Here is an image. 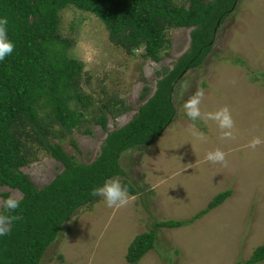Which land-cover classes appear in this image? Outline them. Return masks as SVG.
<instances>
[{
  "label": "rangeland",
  "instance_id": "374dc122",
  "mask_svg": "<svg viewBox=\"0 0 264 264\" xmlns=\"http://www.w3.org/2000/svg\"><path fill=\"white\" fill-rule=\"evenodd\" d=\"M58 17L56 32L69 41L66 55L79 63L75 74L79 99L69 104L85 119L63 137L61 147L75 161L88 163L98 154L106 133L134 115L144 101L139 96L142 88L148 87L145 98L150 96L160 72L188 48L190 28H168V46L154 62L143 58L141 45L128 52L113 43L91 13L67 6ZM86 48L91 63L83 59ZM198 88L204 90L202 113L229 107L237 142L222 140L215 122L191 121L184 115L183 103ZM171 102L174 115L162 132L118 157L123 174L114 178L135 189L128 192L130 203L109 208L98 197L92 205L81 206L63 223L38 264H127V245L150 227L155 230L154 247L136 264H241L256 245L264 243V143L255 150L247 147L253 136L264 140V0H234L215 29L209 53L182 74ZM100 114L106 118L104 128L92 120ZM193 124L205 134L206 142L190 135ZM219 143L227 154V167L204 162L205 154L221 147ZM20 152L26 159L20 170L37 188L62 168L28 137L22 139ZM227 184L234 186L229 188L234 201L225 204L229 211L210 212L173 228L153 226L157 220L192 215ZM2 192L20 197L6 186H0ZM249 200H256V210ZM255 264H264V259Z\"/></svg>",
  "mask_w": 264,
  "mask_h": 264
},
{
  "label": "trees",
  "instance_id": "16d2710c",
  "mask_svg": "<svg viewBox=\"0 0 264 264\" xmlns=\"http://www.w3.org/2000/svg\"><path fill=\"white\" fill-rule=\"evenodd\" d=\"M233 3L234 0H183L179 4L174 0H0V18L8 19V39L15 46L13 53L0 61V186L17 190L21 198L17 210L5 212L20 219L13 221L8 235L0 236V264H38L63 223L81 206L98 200L90 195L91 190L123 174L118 163L120 154L146 145L171 122V96L179 78L209 53L215 29ZM67 6L91 13L107 29L110 40L126 51L141 45L143 58L154 62L161 59V51L168 46V28H190L188 48L170 68L160 72L150 96L145 98L149 89L142 88L139 96L144 101L134 115L106 133L98 154L88 163L75 161L61 147L63 137L85 120L69 104L79 99L75 91L79 63L66 55L69 41L59 38L56 32L58 12ZM92 120L105 127L104 114ZM54 124L58 128L52 129ZM24 137L62 166L50 182L39 188L20 170L26 161L20 152ZM121 184L129 193L135 192L126 181ZM227 193L217 194L194 216L203 214ZM0 196L6 198L7 193ZM181 224L182 221L166 219L155 221L153 226L173 228ZM154 240L153 227L133 236L124 254L127 264H136L154 247ZM263 259L264 244H260L241 264Z\"/></svg>",
  "mask_w": 264,
  "mask_h": 264
},
{
  "label": "clouds",
  "instance_id": "9594fccd",
  "mask_svg": "<svg viewBox=\"0 0 264 264\" xmlns=\"http://www.w3.org/2000/svg\"><path fill=\"white\" fill-rule=\"evenodd\" d=\"M8 19L0 18V61H4L5 58L11 55L14 51V44L8 39L7 34ZM86 63L92 62V55L85 50L83 57ZM204 97V90L198 88L193 95H191L182 105L183 113L191 121L199 119L211 120L215 122L216 126L220 130V138L222 140L235 139V122L232 118L231 110L228 106H223L212 112H201V102ZM189 133L193 139L197 142H206L207 137L201 131H199L195 124L189 127ZM264 143L260 137L253 136L248 142L247 147L255 150L259 145ZM227 154L219 148L212 151H208L204 156V162L212 164H220L227 167L228 161L226 159ZM90 195L102 197L104 203L109 208L119 209L125 207L130 203V197L128 190L125 186H122L119 179L109 178L104 181L101 186L93 188ZM20 197L17 195H10L6 198L0 199V236L8 235L11 232V225L13 221L20 219V217L7 215L5 212H14L20 207Z\"/></svg>",
  "mask_w": 264,
  "mask_h": 264
},
{
  "label": "crops",
  "instance_id": "0c3cea01",
  "mask_svg": "<svg viewBox=\"0 0 264 264\" xmlns=\"http://www.w3.org/2000/svg\"><path fill=\"white\" fill-rule=\"evenodd\" d=\"M224 141H227V140H224ZM233 141H238L237 139H233ZM216 145H220V143L219 144H216ZM221 146V145H220ZM223 146H221V147H219V146H214V149H216V148H219L220 150H221V148H222ZM223 149V148H222ZM225 186H228V188H226V189H223V190H220V191H216V192H214L213 193V195L210 197V198H208V200L206 201V203H205V205H203V207L201 206V208H199L197 211H195L192 215H190V216H188V217H186V218H181V219H173V220H178V221H182V224L181 225H188V224H191L192 222H194L195 220H197V219H199L200 217H202L203 215H207V214H209L210 212H223V211H229L226 207H225V204L226 203H230V202H233L234 201V198H233V195L231 194V191H230V189L229 188H231V187H234L233 186V184H227V185H225ZM228 192L227 193V195L221 200V201H219V202H217V203H215L212 207H210L209 209H207L203 214H201L200 216H198V217H195L194 215L197 213V212H199L200 210H202V209H205L207 206H208V204L210 203V202H212L213 200H214V197L217 195V194H219V193H221V192ZM257 196V195H256ZM250 201V200H249ZM256 201V200H255ZM255 201H253V200H251L250 202L253 204V207H254V209L256 210V207H255ZM250 202H248V204L250 203ZM235 204H236V202H235ZM247 204V205H248ZM233 209H235V208H230V210H233ZM247 210H248V208H247ZM244 212H245V210H243V214L242 215H244ZM241 220H242V217H241ZM180 225V226H181ZM261 244H264V243H261ZM258 245H260V244H258ZM258 245H256V246H258ZM255 246V247H256ZM254 247V248H255Z\"/></svg>",
  "mask_w": 264,
  "mask_h": 264
}]
</instances>
